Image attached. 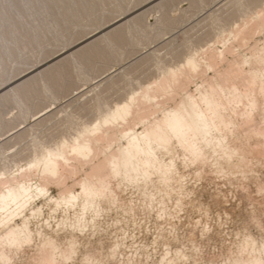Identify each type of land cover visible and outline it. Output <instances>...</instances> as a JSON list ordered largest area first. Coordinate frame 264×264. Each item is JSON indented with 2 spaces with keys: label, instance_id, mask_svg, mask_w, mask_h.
I'll return each instance as SVG.
<instances>
[{
  "label": "bare ground",
  "instance_id": "obj_1",
  "mask_svg": "<svg viewBox=\"0 0 264 264\" xmlns=\"http://www.w3.org/2000/svg\"><path fill=\"white\" fill-rule=\"evenodd\" d=\"M253 1L257 5L258 0ZM9 2L5 9L6 4L1 5L0 15H18V7ZM245 8L240 2L235 4V12L243 13L239 22H232L235 16L231 15L217 17L215 21L228 26V32L207 34V38L205 34L203 44L197 39L191 53L172 55L168 65L159 60L165 66L155 78L98 114L90 116L82 106L83 112L76 109L78 115L67 114L63 122L54 121L57 114L39 120L68 95L72 86L65 79L73 69L81 68V60L103 56L102 44L111 46L113 40L138 29L139 18L130 22L131 28L122 26L103 34L99 44L39 72L37 78L18 82L0 98V107L9 104L17 109L9 117L11 127L2 126L0 111V133L26 123L43 135L36 137L31 130L20 133L18 141L29 139L31 146L16 154V161L14 157L1 160L0 240L26 244L20 254L25 264H211L209 256L177 247L168 248L157 262L150 263L148 256L144 261L120 258V241L112 240L109 247H103L102 240L96 246L86 243L87 237L101 231V222L110 216L103 215L109 211L115 213L112 225L120 233L137 212H152L170 228L189 209L200 214L199 221L209 219L208 206L193 198L189 177L204 183L235 182L244 191L250 184L254 196L261 197L257 204L264 206V5L247 14ZM69 9L64 6L65 12ZM3 24L0 21V30ZM1 42L0 50L10 56ZM31 96H37L38 103H32L37 97ZM126 188L135 192L136 199L125 197ZM213 194L216 205L228 197L220 191ZM245 194L256 203L250 192ZM220 215L224 218L225 214ZM165 230L159 229L160 237ZM241 239L234 253L218 254L221 264H264V239L260 245L250 235ZM41 245L45 250L39 253Z\"/></svg>",
  "mask_w": 264,
  "mask_h": 264
},
{
  "label": "rangeland",
  "instance_id": "obj_2",
  "mask_svg": "<svg viewBox=\"0 0 264 264\" xmlns=\"http://www.w3.org/2000/svg\"><path fill=\"white\" fill-rule=\"evenodd\" d=\"M5 1L6 3H0V6L6 4V7L3 5L4 9L7 8V4L9 6L11 0ZM182 1L12 0L14 5L18 7V15L11 13L6 14V16L4 14L0 15L2 24L7 21L9 24L14 23L16 25L9 28L7 27L8 23L7 25L3 24L4 28L0 30V32L5 30L3 35L6 33L3 37L0 35V39L3 41L0 42L1 44L5 43L3 45L7 46L9 53H11L8 56L0 50V98L7 94L10 89H15L18 82L26 83L28 80L37 78L39 72H46L47 69L63 60L78 55L85 47L92 48L93 44H99L102 37H104L103 34L106 36V34L113 33L122 26L123 28L125 26L124 29L127 25L131 28L133 20L139 18L138 29L125 33L126 35H123L122 38L116 39L117 42L113 40L114 44L111 46H106V42H104L105 45L102 44L103 56H97L98 54L95 56L94 54L91 59L81 60V68L79 70L75 69V71L73 69L72 73L70 72L71 76L69 74V77H64L65 80H70L72 86L70 90L75 92L72 94L69 90L70 94L69 91L68 95L63 94V98L57 100L56 109H53L39 120L44 121L49 116L57 114L54 121L63 122L67 114L74 116L75 113V115H78L76 109L80 110L82 106L85 108L83 110H89L90 116L98 114L99 111L103 112L108 109V106H111L114 102L125 99L129 93L136 92L140 85H144L155 78L165 66L158 64L159 60H163L162 64L168 65L173 60L171 59L172 55L191 53V50L197 47V41H199L197 39H201L203 44L207 34L218 36L223 32H228V26L221 27L215 20L218 19L217 17L226 19L227 16L231 15L235 16L232 22H239L243 13L235 12V4L240 2L242 5H246L244 12L246 14L255 12L256 8L260 9L264 5V0H258L257 5H255L256 1L253 0L251 2L253 1L254 4L249 3L248 0L247 2L246 0ZM0 2L3 1L0 0ZM3 6L0 7V10ZM64 6L70 7L69 11L65 12ZM18 22L24 24L25 27L20 29ZM212 28L215 29L213 32ZM10 40L14 45L9 42ZM239 50L242 51V49ZM24 78H26V81L23 80ZM38 101L39 98L37 97L31 102L38 103ZM52 102V100L49 101V103ZM11 107L13 106L9 104L0 107L3 116L1 119L3 127L13 124L9 117L17 114V109L14 107L11 109ZM83 110L81 109V112ZM10 113L13 114L10 115ZM33 124L31 125L33 126ZM25 125L26 123L0 133V171L4 170L1 165L3 158L14 157L16 161L18 159L16 154L26 152V146L29 147V139L22 142L18 141L17 138L20 133L31 130L36 137L43 136L38 127ZM24 155L26 156V154ZM190 178H188L187 183L188 187L195 193L193 198L208 206L209 219H200L201 223L198 220L200 214L189 209L182 212L180 214L181 218L179 217L181 220L179 218L174 220L173 228H170L166 225L164 219L156 218L152 212H150L151 214L149 212H137L134 220L131 219L129 223L124 224L125 231H122L121 234L112 225V218L115 217V213L109 211L103 215V217L110 216L107 220L101 222L103 225L101 231L87 237L89 240H86V243L90 242L89 245L96 246L102 240L103 247L104 245L109 247V244L113 242L112 240L120 241V246L117 249V253L121 255H119L120 258L133 256L135 259L138 258L137 260L144 261L148 256L150 263L157 262L161 254L168 248L173 250L177 247V249L188 250L189 253L207 256L206 258L209 256L208 260L211 264H221L219 255L234 253L232 249L235 251L236 245L241 242L244 235H250L257 245L261 244L264 239V215H261L264 206L257 204L259 202L257 200L261 197L257 196L258 199L255 197L254 187H250L249 184L248 189L245 190L252 194L254 202L257 201L256 203L249 200L245 196L246 191H244V188H239L240 186L237 184V186L234 185L235 182L231 184L221 180L222 183L217 181L218 184L217 182H211L212 184L205 182V184L204 181L202 183ZM213 183L217 185H215L217 188ZM214 188L218 190L216 191ZM126 189L127 191H124L125 197L132 198L135 196L132 189ZM221 189L223 190L221 191ZM51 190L52 193L55 192L54 189ZM218 191H220V194H225L224 196L227 193L228 197H224L222 202L216 205L212 201V197L213 193ZM134 199H136V196ZM259 206L262 208L260 207V209ZM223 213L225 214L224 218L220 215ZM43 214L46 216L45 213ZM219 217L222 219H219ZM197 221L199 222L197 223ZM160 228L166 229L165 236L160 237ZM188 234H192L195 239L188 238ZM106 249L108 250V248ZM106 249L104 250L106 251ZM77 263V261L73 262V264Z\"/></svg>",
  "mask_w": 264,
  "mask_h": 264
},
{
  "label": "clouds",
  "instance_id": "obj_3",
  "mask_svg": "<svg viewBox=\"0 0 264 264\" xmlns=\"http://www.w3.org/2000/svg\"><path fill=\"white\" fill-rule=\"evenodd\" d=\"M25 245L26 244L15 245L0 240V264H25V261L20 258V254ZM44 250L45 246L41 245L37 251L42 253Z\"/></svg>",
  "mask_w": 264,
  "mask_h": 264
}]
</instances>
